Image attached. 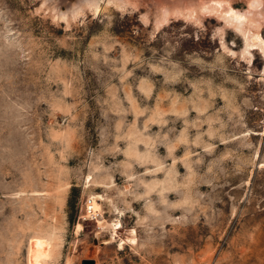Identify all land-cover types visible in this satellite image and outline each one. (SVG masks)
Wrapping results in <instances>:
<instances>
[{
  "label": "rangeland",
  "instance_id": "374dc122",
  "mask_svg": "<svg viewBox=\"0 0 264 264\" xmlns=\"http://www.w3.org/2000/svg\"><path fill=\"white\" fill-rule=\"evenodd\" d=\"M55 1L0 0V264H264V0Z\"/></svg>",
  "mask_w": 264,
  "mask_h": 264
},
{
  "label": "bare ground",
  "instance_id": "6f19581e",
  "mask_svg": "<svg viewBox=\"0 0 264 264\" xmlns=\"http://www.w3.org/2000/svg\"><path fill=\"white\" fill-rule=\"evenodd\" d=\"M59 1H61V0H56L55 2H59ZM102 1H105L107 3H110V2L116 3V4H119V6L120 5H124L125 6V4L128 3V2L129 3H131V2L132 3H140V2L145 1V0H77L76 1L77 3H75V4L72 3V4L68 5V7H69L68 9H69V12H71L73 14L72 16H78L81 13H83V9H84L85 6L89 7L90 9H92V10H94L96 12H98ZM196 1L197 0H163L162 2H159L157 4L156 23L158 25H161V24L165 23L166 21H168L170 15L181 13L184 8H187L188 6L189 7L190 6H194V3ZM257 4H259V3L258 2L255 3L254 2L255 6H258ZM134 7H137V6L134 5ZM225 11H226L225 12L226 15L227 16H231L233 21H235V20L239 21L236 24V26L237 25L239 26V24H241V23L243 24V22H247L246 19L249 20L252 17L251 16L252 14H253V17H254V12H256V11L253 12L252 10H250L248 12L239 14V13H236L234 11L233 12H228V9L225 10ZM66 14H67L66 11L65 12H60V10H58V13L56 15L58 17L64 18V17H66ZM252 40L257 42V44L260 45L262 48L264 47V41L262 40V38L260 37L259 34L254 35ZM246 43H247V51H249L248 47L253 45L252 42H251V39L248 40V38H247V42ZM94 204L95 203H93V206L91 207L92 209H95ZM117 225H118V223H114L113 224V226H115V229H118Z\"/></svg>",
  "mask_w": 264,
  "mask_h": 264
},
{
  "label": "water",
  "instance_id": "95a60500",
  "mask_svg": "<svg viewBox=\"0 0 264 264\" xmlns=\"http://www.w3.org/2000/svg\"><path fill=\"white\" fill-rule=\"evenodd\" d=\"M81 264H96L94 259H84Z\"/></svg>",
  "mask_w": 264,
  "mask_h": 264
},
{
  "label": "built area",
  "instance_id": "2783aa9c",
  "mask_svg": "<svg viewBox=\"0 0 264 264\" xmlns=\"http://www.w3.org/2000/svg\"><path fill=\"white\" fill-rule=\"evenodd\" d=\"M87 212H88V213H93V214H95V213H96V210H95V209L93 210V209L89 208V209H87Z\"/></svg>",
  "mask_w": 264,
  "mask_h": 264
}]
</instances>
